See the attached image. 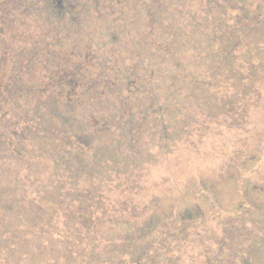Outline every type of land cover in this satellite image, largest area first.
<instances>
[{
  "label": "rangeland",
  "instance_id": "rangeland-1",
  "mask_svg": "<svg viewBox=\"0 0 264 264\" xmlns=\"http://www.w3.org/2000/svg\"><path fill=\"white\" fill-rule=\"evenodd\" d=\"M55 2L0 0V264L264 261V0Z\"/></svg>",
  "mask_w": 264,
  "mask_h": 264
},
{
  "label": "flooded vegetation",
  "instance_id": "flooded-vegetation-1",
  "mask_svg": "<svg viewBox=\"0 0 264 264\" xmlns=\"http://www.w3.org/2000/svg\"><path fill=\"white\" fill-rule=\"evenodd\" d=\"M54 1V0H52ZM56 2L55 3H58V4H54L56 7L60 8L61 7V4H60V0H55ZM253 246V249L252 251H256L258 253H260V256H264V240H262L261 242H258V243H255V244H252ZM244 264L246 263V260L243 261ZM257 264H264V261L261 260L260 258L258 259V261L256 262Z\"/></svg>",
  "mask_w": 264,
  "mask_h": 264
}]
</instances>
